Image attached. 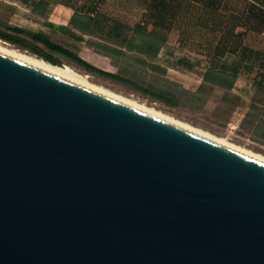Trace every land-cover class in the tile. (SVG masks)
<instances>
[{"label":"water","instance_id":"obj_1","mask_svg":"<svg viewBox=\"0 0 264 264\" xmlns=\"http://www.w3.org/2000/svg\"><path fill=\"white\" fill-rule=\"evenodd\" d=\"M0 264H264V163L0 52Z\"/></svg>","mask_w":264,"mask_h":264},{"label":"crops","instance_id":"obj_2","mask_svg":"<svg viewBox=\"0 0 264 264\" xmlns=\"http://www.w3.org/2000/svg\"><path fill=\"white\" fill-rule=\"evenodd\" d=\"M171 1L180 4L176 19L200 17L197 13L204 12L201 0ZM222 4L226 5V0H222ZM146 13L145 10L141 13L119 12L115 9L94 10L86 0H0V19H2L0 29L16 27L47 37L52 42L77 54L88 64L103 72L125 78L130 85L137 88V84H133L130 79L112 71L121 63L120 59H134L136 54L150 58L151 56L140 53L136 48L150 38L136 35L134 24H119L112 19H119L123 15L127 19H139ZM151 29L148 26L146 31L150 32ZM170 32L165 42L160 44L156 57L164 55L167 61H173V58L180 61L181 58H177L176 53L177 47L183 45V38L180 37V33H177L176 42L178 43L173 45L170 43ZM23 37L30 40L26 36ZM197 42L200 43L199 48L205 46L201 44V41ZM37 46L43 47L40 44ZM251 49L257 51L256 48ZM49 54L56 53L49 52ZM232 59L233 56L230 62L234 60ZM249 62L246 64L252 65L250 71L243 69L242 62H239L237 69H234V66L228 67L226 62H144L140 60V62L132 63L164 74L166 78L184 84L191 91L202 92L207 87L219 88L233 97H238L240 106L236 113L239 116L237 119L239 127L242 124L257 126L261 123L264 133V75L260 74L256 61ZM151 92L164 96L170 102L164 93Z\"/></svg>","mask_w":264,"mask_h":264},{"label":"rangeland","instance_id":"obj_3","mask_svg":"<svg viewBox=\"0 0 264 264\" xmlns=\"http://www.w3.org/2000/svg\"><path fill=\"white\" fill-rule=\"evenodd\" d=\"M124 1L109 0L103 10L109 11L113 8L119 12H126L133 11V5L136 6L134 7L136 10H139L137 6L141 7L142 5L141 0ZM251 2H255L256 4L254 5L257 10L255 11V18L246 15V8L252 5ZM232 12L236 16H239L240 27L237 28V31L243 32V30H246L238 38L239 46L259 52L264 56V0H226V5H223L220 12L215 13V16L208 17L206 13L198 12L197 15L200 14V17H183L173 20L169 36L170 43L173 45L174 43H178L176 42L178 38L177 33H180V37L184 41L182 46L177 47L176 57L181 58L180 61L174 60L175 58H173V61H167L164 55L156 58H147L136 54L134 55V59H120L119 62L121 63L117 68L113 69V73H118L130 79L138 87L164 93L170 99V102L151 97L141 89L135 88L123 81H116L87 72L62 55L51 54V56L59 61L60 65L57 66H66L74 69L82 76L87 77V80L95 86L104 88L124 99L131 100L147 108L159 111L176 121L264 157L263 125L261 123H258L257 126L254 124H242L239 127L237 122L239 116L236 113L240 106L238 97H233L228 92L219 88L207 87L202 92L191 91L184 84L176 83L166 78L164 74L132 63L140 62V60H144V62H213L211 50L221 34V31L213 29V21L221 22L224 25L230 21L229 16ZM217 14L222 17H218ZM119 19L129 25L140 21L138 18L127 19L124 15ZM234 21L238 20H232L231 23ZM0 41L6 43L2 40ZM196 41H201V44L205 46L202 47L201 45L202 48H199L200 43H196ZM6 44L29 56L42 59L28 50L9 43ZM39 48L48 52L44 47L40 46ZM251 48H256L257 51ZM231 58V55L226 54L218 62H226L227 66L231 68V66L236 65L235 62H230Z\"/></svg>","mask_w":264,"mask_h":264},{"label":"trees","instance_id":"obj_4","mask_svg":"<svg viewBox=\"0 0 264 264\" xmlns=\"http://www.w3.org/2000/svg\"><path fill=\"white\" fill-rule=\"evenodd\" d=\"M86 1L88 2V5H90L94 10H98L104 9V6L107 5V2L109 0ZM122 1L125 2L124 0ZM141 2L143 6H137L139 10L134 9V7H136L134 5L132 6V10L136 13H141L143 10H145L147 11V13L144 17L139 18L140 21L134 23V32L136 35H144L145 37H149L150 39L144 40L143 43L136 48L140 53H145L146 55L154 58L159 51L160 44L165 42L166 36L171 30L172 22L176 19L180 4L171 0H141ZM251 3L252 5H249L248 8H246V15L255 18V11L257 10L254 5L256 4L255 2ZM201 5L203 6V13H206L209 17L212 15L215 16V13H219L221 7L225 4H222V0H201ZM217 16L222 17L219 14H217ZM229 17L230 21L226 22V24L224 25L221 22L213 21V29L221 31L218 41L215 43L211 50V58L213 62H218L219 59L223 58L226 54H229L233 56L234 60L232 62H236V65H234V69H237L239 67V62H242L244 63L243 69L246 71H250L252 70V65L249 66V64L247 65L246 63L249 61H252L251 63H254L256 61L261 71L260 74L264 75L263 54L254 52L246 47L239 46L238 38L243 35V32L237 31V28L240 27L239 16H236L232 12L230 13ZM232 20L238 21H234L233 23H231ZM112 21H115L119 24H126L120 19H112ZM148 26L152 28L150 32L146 31V28ZM23 36L28 37L30 40L25 39ZM0 40L24 50H28L38 55L44 61L50 64L56 66L60 65L59 61L53 58V56H51L48 52L65 56L70 61L74 62L77 66L81 67L87 72L95 73L102 77H106L116 81H123L130 84V82L125 78L103 72L96 67L88 64L80 57H78L77 54L52 42L47 37H44L42 35L34 34L16 27H8L5 30L0 29ZM37 44L42 45L48 52L41 50L37 46ZM136 87L153 97L169 102L164 96L160 94H156L138 86Z\"/></svg>","mask_w":264,"mask_h":264},{"label":"bare ground","instance_id":"obj_5","mask_svg":"<svg viewBox=\"0 0 264 264\" xmlns=\"http://www.w3.org/2000/svg\"><path fill=\"white\" fill-rule=\"evenodd\" d=\"M0 52L4 53L6 55H9L11 57H14V58H16L18 60H21L23 62H26L28 64H31V65H33L35 67L40 68V69H43V70H45L47 72H50L52 74H55V75H57L59 77H62V78L67 79L69 81H72V82H74L76 84L84 86V87H86L88 89L96 91V92H98L100 94H103V95H105L107 97H110V98H112L114 100H117V101H119L121 103H124V104H126V105H128L130 107H133V108H135L137 110H140V111H142L144 113H147V114H149L151 116H154V117H156L158 119L166 121V122H168L170 124L178 126V127L182 128V129L190 131V132H192L194 134L202 136V137H204L206 139H209V140H211L213 142H216V143H218L220 145H223V146H225V147H227L229 149H232V150H234L236 152H239L241 154H244V155H246L248 157H251L253 159H256V160L264 163V157H262V156H260L258 154H255V153H253V152H251L249 150H245V149L240 148L238 146L232 145V144L226 142L225 140H222V139H219V138H216V137L210 135L209 133H206V132H203L201 130L192 128V127H190V126H188V125H186L184 123L176 121L173 118H170L167 115H165V114H163V113H161L159 111H156V110L151 109V108H147V107H145L143 105H140V104H138L136 102H133L131 100L124 99V98H122V97H120V96H118V95H116V94L104 89V88L95 86V85L91 84L87 80V77L82 76L81 74H79L78 72H76L74 69H72L70 67H66V66L59 67V66L50 64V63H48V62H46V61H44L42 59H39V58H36V57H33V56H29L26 53H23V52H21V51H19L17 49H14V48L10 47L8 44L3 43L1 41H0Z\"/></svg>","mask_w":264,"mask_h":264}]
</instances>
